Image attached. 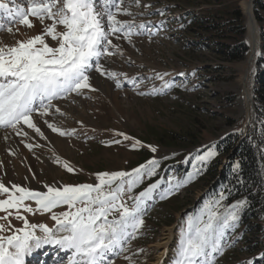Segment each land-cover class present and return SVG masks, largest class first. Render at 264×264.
Returning a JSON list of instances; mask_svg holds the SVG:
<instances>
[{
  "label": "rangeland",
  "instance_id": "374dc122",
  "mask_svg": "<svg viewBox=\"0 0 264 264\" xmlns=\"http://www.w3.org/2000/svg\"><path fill=\"white\" fill-rule=\"evenodd\" d=\"M19 2L26 7V0ZM242 2L243 0L239 6L243 13ZM12 4L14 3H9L10 6ZM125 6L133 15L119 14L117 18L122 21L134 19L137 27L130 40L123 38L122 33L112 35V44L118 45L119 49L110 47L109 51L113 55L100 57L104 68L117 75L109 78L93 68L89 72V82L94 91L83 89L80 94L69 93L66 98L52 101L53 107L49 108V114L46 116L33 112V116L40 118V122L43 120L42 124L37 123L42 129L43 137L23 125L21 131L31 133H26L27 135L19 140V134L9 128L10 135L14 133L18 141L5 144L0 151V159H6V155L11 156L17 146L23 145L33 163L30 165L23 155H19L21 169L10 168L11 179L15 184L21 185L26 176L33 184L32 189L46 191L45 185L94 184L96 174L100 172L131 173L135 169L132 166L139 158L138 153L149 154V160L155 159L158 162L155 174L144 175L131 193H125L123 196L124 202L131 207L134 201L129 199V196L135 197L150 184L160 182L152 192V198L144 202V223L137 232L122 241L121 247L108 253L105 261H102V264H149L155 259V251L150 246L162 237L164 231L174 228L178 245L180 222L183 218L189 214H198V210L209 204L208 197L200 199L204 193H189L187 183L175 189L177 182L187 178L182 179V175H175L173 170L166 173L165 168L160 169L161 166H166V163L170 168L182 166L194 150L216 142L233 130L243 132L246 124L247 130L252 128L246 109L242 108L239 102V89L234 85L241 76L242 64L246 57L240 62L222 63L213 53L193 49L182 43L187 41L186 35H182V25L172 21L182 18V0H140L139 5L133 0H125ZM253 10L261 33L264 27V10L255 9L254 4ZM34 22V28L26 29L22 33L26 36L39 33L41 25L38 20ZM140 24L144 25L143 29L138 27ZM4 31L0 32V37L10 35L6 29ZM17 35L15 39L25 38V35ZM15 39L13 38L11 44L15 43ZM245 40L247 45V30ZM49 43L55 42L49 40ZM258 72L264 73V65L256 61L255 76L253 77V73L251 84ZM157 74H160L162 79L158 78ZM117 82L120 87H117ZM252 91L251 86V93ZM230 98L234 99L233 103L229 102ZM48 124L66 134L62 136L59 132L52 131ZM120 133L132 139L125 140ZM185 133L196 136V146L177 138L184 137ZM47 136H50L49 139ZM136 141H140V144L133 147ZM26 145H31L32 148ZM153 147L155 152L151 150ZM64 163L74 171H67ZM170 187L172 194L161 199V195ZM0 198L5 197L0 195ZM26 203L36 208L34 202ZM243 206L237 213L239 218ZM65 210L67 206H61L53 209V212ZM224 211L225 209L219 210L220 213ZM22 214L30 223L55 227V221L50 218L51 213ZM3 215L4 213L0 212V216ZM112 218L109 216V219ZM204 218L207 219L206 216ZM9 219L15 228L23 227V221L13 217ZM170 220L171 223L167 224ZM238 221L235 222V227L225 230L222 240L223 253H214L215 264H248L249 261L258 264L261 259L264 243L255 253L248 254V245L243 242L248 235L241 232ZM0 224L7 222L0 220ZM61 234L63 233L56 232V236ZM37 235L43 236V233L37 229ZM50 255L44 256L46 264H67L71 254L59 263L57 259L53 260L56 258L53 257L54 254ZM37 258L40 257L33 261ZM45 260L43 259L42 263H45Z\"/></svg>",
  "mask_w": 264,
  "mask_h": 264
},
{
  "label": "snow or ice",
  "instance_id": "6c2138e0",
  "mask_svg": "<svg viewBox=\"0 0 264 264\" xmlns=\"http://www.w3.org/2000/svg\"><path fill=\"white\" fill-rule=\"evenodd\" d=\"M133 2L139 5L140 0ZM0 10H5L10 17L8 34L14 39L18 33L25 35L24 39H15L14 44L0 40V127L17 129L23 124L42 137L41 129L33 121V112L46 116L53 107L52 101L66 98L69 93L80 94L83 89L94 91L89 82L93 68L109 78L117 75L104 68L100 57L113 55L110 47L119 49L112 44V35L122 33L123 38L130 40L137 27L134 19L117 18L119 14L133 15L125 6V0H26V7L12 8L0 2ZM35 20L41 25L36 35L26 36L15 27L18 24L32 29ZM138 27L143 29L144 25ZM3 30L5 26L0 24V31ZM49 40L55 43L50 44ZM157 77L162 79L160 74ZM120 86L117 82V87ZM48 127L62 136L66 134L52 124ZM17 134H20L19 129ZM119 135L125 140L132 139L123 133ZM137 144L140 141L133 147ZM26 146L31 148V145ZM151 150L156 151L154 147ZM214 155L213 151H208L197 159L205 161ZM157 163L155 159L149 160L131 173L100 172L94 184L45 185L46 191L18 184L8 187L0 182V195L5 197L0 198V212L4 213L0 220L7 222L0 224V233H11L0 234V264H25V257L33 248L45 244L69 250V264H102L108 253L121 247L122 241L142 227L144 202L152 198L160 182L150 184L135 197L129 196L134 201L131 207L123 196L131 193L144 175H154ZM63 166L69 172L74 171L67 163ZM190 179L191 174L174 188L178 189ZM170 194L172 187L161 199ZM223 199L221 194L220 200ZM26 201L34 202L36 208ZM219 203L217 200L206 204L198 214L183 218L173 264H215L214 253H223L225 230L235 227L239 220L237 213L246 201L228 206L223 213L216 210ZM61 206H67V210L53 212ZM24 212L51 213L55 227L30 223ZM9 217L23 221V227L15 228ZM37 229L43 236L37 235ZM56 232L63 234L56 236Z\"/></svg>",
  "mask_w": 264,
  "mask_h": 264
},
{
  "label": "trees",
  "instance_id": "16d2710c",
  "mask_svg": "<svg viewBox=\"0 0 264 264\" xmlns=\"http://www.w3.org/2000/svg\"><path fill=\"white\" fill-rule=\"evenodd\" d=\"M241 1L182 0V18L172 20L182 25V35L187 37V41L182 43L193 49L207 50L222 63L232 64L243 61L248 47L245 40V18L239 6ZM253 2L255 9L264 10V2L259 0ZM256 17L259 20L257 14ZM260 37L262 51L257 62L264 65V27ZM233 101V98L229 99V102L233 103ZM253 101L256 114L254 130L249 128L245 136L242 135L241 130H233L216 142L194 150L189 154L184 165L170 168L166 163V166L160 168H165L166 173L173 170L175 175H182V179L188 178L191 174V179L186 184L188 192L205 193L202 199L209 198V203L219 200L220 203L216 206L218 211L237 201H246L241 209L238 225L241 232L249 236L243 241L248 245V254L255 253L264 243V73L262 72H258L254 79ZM177 138L193 146L197 145L196 140L194 141L197 138L193 134L185 133L184 137ZM208 151H213L215 155L205 161L197 159ZM138 157L132 168L147 163L151 156L143 152L138 153ZM221 194L225 199L220 200ZM258 264H264V250Z\"/></svg>",
  "mask_w": 264,
  "mask_h": 264
},
{
  "label": "bare ground",
  "instance_id": "6f19581e",
  "mask_svg": "<svg viewBox=\"0 0 264 264\" xmlns=\"http://www.w3.org/2000/svg\"><path fill=\"white\" fill-rule=\"evenodd\" d=\"M0 2L7 3L8 5L11 2L14 3L11 6L9 5L10 8L17 7V6L23 7L20 4L19 0H0ZM242 8H243V15H244V18L246 21L245 24H246V30H247L248 52H247L246 59L242 64L241 76L234 85H235V88L239 89V93H240L239 102L241 104V107L246 109L247 118H248L249 122H252L251 119H253V114H252V103H251V98H252L251 79H252V75H253L254 71L256 70V61H257V59L260 55V52H261V37H260V27H259V24H258L256 18H255V14H254V10H253V0H243ZM3 19H4V21H3ZM9 23H10V17L8 16L7 12L5 10H0V24L4 25L5 29H6L7 26L9 25ZM15 27H19L21 33L26 31V28L19 26L18 24L15 25ZM3 31H0V32H3ZM4 33H5V31H4ZM16 36H18V35H16ZM0 40H3L5 43L11 44L13 37L11 35L6 34V36L5 35L1 36ZM33 121L37 125V123L39 124V122H40V118H38L34 115ZM41 121L43 122V120H41ZM42 122H40V123L42 124ZM22 128H23V124H20L17 126V129H19V131H20L19 140L25 137V133H24L25 130L21 131ZM8 129L9 128L0 127V151H2V149L5 147V144H7V143L8 144H14L16 141H18V138L15 139V137H14L15 135H13L14 133L12 135H10V133H9L10 130H8ZM17 129H12V130H15L17 132ZM32 130H34V129H32ZM26 133H28V132H26ZM29 133H31V131H29ZM34 133H36V132H34ZM30 137L33 138V135H31ZM47 137H48L47 139H49L50 136H47ZM19 142H22V141H19ZM19 144H21V143H18V145ZM22 146L23 145H21V147L17 146L18 148L17 147L15 148L16 149L15 153L11 152V154H12L11 156L6 155L5 156L6 159H4L3 157H2L3 159H0V160H2L0 162V182H3L8 187H11L12 184H15L11 179L12 178L11 175L9 174L10 168H14L15 170L21 169V167H20L21 164H20L19 159H18L19 155H23L24 159L29 161L30 165H32V163H33L31 161V159L29 158L30 156H28L29 153H28L27 148L24 149ZM11 148H13V146ZM12 150H14V149H12ZM8 151H9V149H8ZM6 152H7V148H6ZM6 152H5V154H7ZM9 153H10V151H9ZM8 162H11V163H8ZM21 185L25 186V187H29V188L33 187L32 182H30V180L27 179L26 176H25V179L22 181ZM177 246L178 245L176 242V236L174 233V228H167L164 231V234L162 235V237L155 244L150 246L155 251V259L152 263H149V264H173L175 254H176V250H177ZM57 247H59V246L56 244H45L38 249L33 248L32 253L25 257V264H38V262L40 260H41L40 264H46L47 262H46L44 256L47 257V255H50V254H54V256L57 259V263H59L61 260L67 259L68 255L71 254V252L69 250H65V249H62L60 247L58 248L57 251H55ZM46 253H47V255H46ZM36 257H40V258H37L35 261H33ZM58 258H59V260H58ZM43 259L45 260V263H42ZM67 264H69V262Z\"/></svg>",
  "mask_w": 264,
  "mask_h": 264
},
{
  "label": "water",
  "instance_id": "95a60500",
  "mask_svg": "<svg viewBox=\"0 0 264 264\" xmlns=\"http://www.w3.org/2000/svg\"><path fill=\"white\" fill-rule=\"evenodd\" d=\"M254 1V0H253ZM255 76V73L253 75V77ZM253 87H254V82L252 80V90H253ZM251 103H252V114H253V119H252V130L255 129V117H256V114H255V109H254V102H253V92H252V98H251ZM247 124L245 125V130L243 131L242 135L245 136L246 133H247ZM205 194V193H204ZM204 194L201 195V197L204 196ZM201 199V198H200Z\"/></svg>",
  "mask_w": 264,
  "mask_h": 264
}]
</instances>
